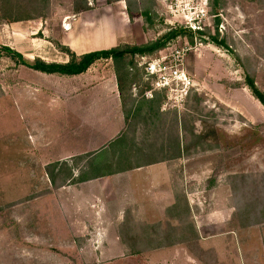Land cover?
I'll return each instance as SVG.
<instances>
[{
  "label": "rangeland",
  "instance_id": "374dc122",
  "mask_svg": "<svg viewBox=\"0 0 264 264\" xmlns=\"http://www.w3.org/2000/svg\"><path fill=\"white\" fill-rule=\"evenodd\" d=\"M8 14L20 20L2 17ZM192 19L201 33L187 29L166 44V54L184 50L180 68L190 80L185 95L176 98L174 91L151 87L143 68L158 53L126 54L121 61L128 73L122 92L118 88L127 135L123 151L106 162L117 168L121 152L133 157L131 165L166 158L175 175H187L183 191L196 192L203 217L214 209L215 178L225 181L235 211L219 232L233 230L236 240H226L227 233L216 237L219 242L199 240L183 191L176 207L162 216L147 219L125 209L121 223L99 226L98 240L96 226L78 216L77 206L68 208L67 192L59 185L67 163H49L45 176L42 162L21 161L20 145L9 142L26 136L29 143L36 125H59L63 116L38 103L41 97H20L21 59L0 45V264H264V106L246 84L250 77L264 93V0H0V24L21 32L43 24L50 41L65 24L77 30L85 20L96 30L112 25L115 37L108 43L114 47L150 44L171 29L189 28ZM35 36L44 39L40 32ZM98 61L114 78L113 61ZM27 79L28 90L53 83L44 75ZM55 83L59 94L70 90L59 85L68 87V79ZM48 130L53 132L44 139L52 142L63 134L57 126ZM120 142L95 155L91 171L101 168L99 162ZM25 163L28 169L19 171ZM47 177L50 189L44 187Z\"/></svg>",
  "mask_w": 264,
  "mask_h": 264
},
{
  "label": "crops",
  "instance_id": "0c3cea01",
  "mask_svg": "<svg viewBox=\"0 0 264 264\" xmlns=\"http://www.w3.org/2000/svg\"><path fill=\"white\" fill-rule=\"evenodd\" d=\"M121 14L126 15L124 12ZM79 27L80 29L77 30L72 25H69L68 29L61 28V32L58 30L52 34L55 36V41H50L46 39L45 34L49 32V29L47 26L43 27V24L31 26L30 29L21 32L12 30V27L2 23L0 24V45L19 53L22 60L27 63H33L36 59L46 63H67L70 56L65 48L79 58L89 52L114 47L113 43H108L111 38L115 37L112 36L114 32L112 25L107 29L101 27L96 30L90 27L89 22L82 20ZM39 32L42 33L44 39L37 40L35 35ZM16 40H19L17 45ZM98 60L111 59L100 58L84 72L74 75L60 74V76H58L59 73H46L20 64L17 70L20 84L23 82L19 89L20 97H35L36 99L41 97L40 101L36 100L38 103L47 106L52 114L58 113V116L63 117L58 121L60 126L50 123L36 125V128H33L35 131L28 134V136L32 135L28 139L29 143L26 142V136L24 140L18 137L15 138L17 140L9 142L11 145L13 143L20 145L21 161L26 162L31 159L39 164L42 162L41 167L45 176H48L46 166L49 163H67V177L59 185L67 192L66 202L71 203L68 208L77 206L75 209L81 210L78 216L85 219L86 223L93 225V228L96 226V236L100 240L103 236H101L99 226L121 223L125 209L136 211L142 218L150 219L162 216L167 208L176 207L177 194L182 193L183 177L187 175L185 173L175 175L168 166L166 158L153 161L151 159L147 163L131 165L129 161L133 157L129 158L130 156L128 157L124 152H121L120 158L117 157V160L120 159L117 168H112L107 164L106 160L111 161L114 152L118 153L125 143L126 117L123 101L118 91L117 77L115 75L112 78L107 75V71L101 68ZM39 75H44L45 79L53 83L59 77L68 79L71 81V84H67L68 87H65L66 83L59 85L61 89L70 90H65L67 91V93L64 92L65 94H59L58 92L61 91L54 86L58 83H50L48 88L28 90L27 76L38 78ZM64 95L70 99H61ZM55 126L63 131V134H58L61 135L58 140L52 142L44 139L48 132H53L48 129L52 130ZM119 140H121L120 144L111 149L109 155L99 162L101 168L91 171L89 161L101 150L107 149L113 142ZM75 162L77 165L81 162L82 172L78 169L80 165L76 166ZM39 164L37 167L40 166ZM22 167L25 170L28 169L27 163L22 164L19 171ZM34 175L37 177V174ZM190 177L193 175L190 174ZM46 179L50 186L44 185V187L50 189V178ZM214 182L215 185L210 190L212 192L210 201L215 204L214 209L204 217L200 213L202 202L196 197V192L189 190L184 193L183 191L190 221L199 240L210 239L219 242L216 237L223 233H227L226 240H233V238L236 240L233 230L219 232V230H224L222 225L224 226L229 221L228 219L235 211L231 198V187L225 181L216 178Z\"/></svg>",
  "mask_w": 264,
  "mask_h": 264
},
{
  "label": "trees",
  "instance_id": "16d2710c",
  "mask_svg": "<svg viewBox=\"0 0 264 264\" xmlns=\"http://www.w3.org/2000/svg\"><path fill=\"white\" fill-rule=\"evenodd\" d=\"M4 19H15L20 20L16 16H12L11 14L2 16ZM188 28L179 27L175 29H171L167 32L161 40H157L150 44L129 46L125 45L124 47H111L106 50L94 51L83 54L79 58L71 52L69 49L65 48V51L70 56V60L67 63H46L42 60L36 59L33 63H27L22 60V57L19 53L11 50L6 46H2L5 51L8 53H12L13 55L20 57L21 63L27 65L28 67L39 70L46 73H59L64 75H74L85 71L95 60L103 58V59H111L113 63L116 65V77L118 81V88L120 92H122V82L128 79V73L123 74L121 70V61L125 57L126 54L130 56L139 55L141 57L150 56L152 54L157 53L159 50L164 48L168 42H170L173 38L181 33H185ZM189 30V29H188ZM191 31V30H190ZM196 32L201 33L199 30ZM212 42L216 44L224 45V40H218L216 36H210ZM128 66V65H127ZM119 67V69H118ZM129 67V66H128ZM246 84L251 91V94L264 106V93L259 90L253 80L250 77L246 78Z\"/></svg>",
  "mask_w": 264,
  "mask_h": 264
},
{
  "label": "built area",
  "instance_id": "2783aa9c",
  "mask_svg": "<svg viewBox=\"0 0 264 264\" xmlns=\"http://www.w3.org/2000/svg\"><path fill=\"white\" fill-rule=\"evenodd\" d=\"M191 21L193 25L189 26V30L201 29V26L195 25L197 24L196 20L192 19ZM166 47L159 50L153 59L147 61L143 68L144 75L147 80H150L153 89L174 91L176 98L181 97L186 94V88L190 83L187 75L180 68L183 60L182 51L184 50L169 49V54H166ZM146 93H151V91Z\"/></svg>",
  "mask_w": 264,
  "mask_h": 264
},
{
  "label": "bare ground",
  "instance_id": "6f19581e",
  "mask_svg": "<svg viewBox=\"0 0 264 264\" xmlns=\"http://www.w3.org/2000/svg\"><path fill=\"white\" fill-rule=\"evenodd\" d=\"M69 28V26H68V24L66 25V29H68Z\"/></svg>",
  "mask_w": 264,
  "mask_h": 264
}]
</instances>
